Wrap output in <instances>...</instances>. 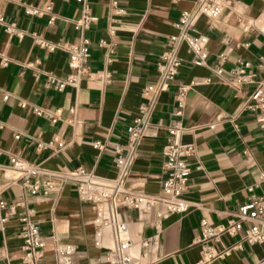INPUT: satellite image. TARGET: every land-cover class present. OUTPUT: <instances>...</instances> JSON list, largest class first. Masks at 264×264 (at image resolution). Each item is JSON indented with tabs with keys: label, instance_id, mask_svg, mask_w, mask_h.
Masks as SVG:
<instances>
[{
	"label": "crops",
	"instance_id": "crops-1",
	"mask_svg": "<svg viewBox=\"0 0 264 264\" xmlns=\"http://www.w3.org/2000/svg\"><path fill=\"white\" fill-rule=\"evenodd\" d=\"M196 1L89 0L95 22L83 35L90 41V78L85 76L77 90L58 92L47 87L46 81L48 76L64 79L69 73L64 48L80 37L73 25L79 16L77 5L73 0H0L5 18V24H0V90L9 95L3 101L0 94V200L6 202L9 214L0 230V264L6 260L21 264L19 218L25 215L48 239L39 264H57L51 238L71 244L79 264H108L105 256L113 241L105 233L102 247L94 246V209L79 201L75 186L55 179L60 188L57 194L31 196L22 188L9 158L22 159L46 173L66 174L82 168L113 180L117 173L114 150L125 144L128 128L141 115L146 87L157 81L168 37L176 33L173 24ZM225 2L218 19L201 16L196 22V34L207 37L206 64L192 65L182 48L183 63L176 80L160 95L137 148L127 188L157 195L166 177L162 150L167 128L175 120L174 93L179 84L196 81L185 98L181 136L183 144L195 148L188 159L191 174L183 196L189 209L184 214L164 213L158 230L153 226L157 209L148 213L119 209L128 224L130 255L139 264H196L201 257L196 244L201 220L213 226L226 224L251 195L264 197V132L257 113L247 108L254 86L238 89L228 81L239 60L249 62L255 71L264 56V0ZM48 4L52 23L49 14H25L27 8L43 10ZM8 25L14 26L13 35L6 32ZM221 55L224 75L214 77L212 70ZM209 77L211 83L200 82ZM261 77L256 74L257 79ZM35 108L60 110L59 120L36 117ZM58 143L63 147L54 151L37 147ZM248 226L243 224L244 229ZM221 241L232 250L209 264H263L264 243H243L242 234L223 236Z\"/></svg>",
	"mask_w": 264,
	"mask_h": 264
},
{
	"label": "built area",
	"instance_id": "built-area-1",
	"mask_svg": "<svg viewBox=\"0 0 264 264\" xmlns=\"http://www.w3.org/2000/svg\"><path fill=\"white\" fill-rule=\"evenodd\" d=\"M19 1V0H5ZM68 2L69 0H62ZM79 10V16L74 20V29L80 37L76 42L67 44L64 48L68 57L69 73L64 79L48 76L46 86L58 92L66 88L78 89L83 78L89 74L90 41L83 35L95 22L91 14L89 0H73ZM176 2L178 0H172ZM226 6L225 0H197L188 11L180 14L173 24L176 31L174 35L168 37L167 49L162 56L158 66L157 81L146 87L143 97L144 103L141 107L140 117L133 120L132 125L127 130V140L124 145L115 148L116 177L113 180H105L87 172L82 168H77L66 174H56L42 172L36 166L15 157L9 158V164L13 170L18 172L22 188L31 196L49 197L60 191L55 179L63 183H70L75 186L76 195L79 201L90 204L94 209L92 221L94 227V246L102 247V239L108 233L113 241V246L107 250L105 260L108 264H139L130 255L132 242L127 238L128 224L121 218L119 209L125 207L128 210L148 213L157 209L156 219L153 226L159 228V221L164 213L184 214L189 209V204L183 196L188 190V182L191 174V167L188 159L195 154L192 145H185L181 142V136L185 132L182 124L184 116L185 98L188 91L197 83L192 81L187 85L179 84L175 93L174 101L176 109L173 113L175 120L167 128V142L162 150L163 168L165 179L162 182L161 192L157 195L144 194L131 191L127 188V183L131 173V168L136 158L137 148L143 138L146 129L150 125L152 113L157 105L161 94L167 92L171 83L176 80L179 69L183 63L180 55L182 48H185L190 57L192 65L203 66L208 59L206 51L207 37L196 34V22L199 17L205 16L211 20H216L222 14ZM52 5L48 4L43 10L27 8V16L40 17L51 13ZM54 21V16H49V22ZM0 24H5V18L0 13ZM8 34L13 35L15 28L13 25L5 27ZM19 36V35H18ZM105 46V42L100 43ZM219 65L212 70L214 77H222L224 71L221 63L224 57H218ZM7 62H3L6 66ZM29 66V65H28ZM256 74H261L260 79ZM229 83L241 89L243 86L253 85L254 88L248 95L247 108L257 113L258 123L264 132V56L260 58L255 71L249 62L239 60L228 75ZM208 84L212 82V77L200 80ZM3 101L9 99V95L0 90ZM22 107L25 103L20 104ZM36 117L57 122L60 110L45 112L41 109H33ZM18 138V137H16ZM96 147L102 148L98 143ZM41 150H59L63 147L58 144H38ZM246 158L249 154L245 152ZM196 169H201L200 164ZM252 192L253 188H248ZM9 219L7 204L0 200V230ZM19 222L22 226V258L21 264H39L44 258V250L48 239L43 238L39 226L32 222L27 215L21 216ZM248 223V228L244 229L243 224ZM199 236L196 244L201 249L200 260L196 264H209L213 260L227 255L232 249L225 248L222 244L223 236H236L242 234V242L248 245L264 243V197L251 195L248 202L240 206L231 213L226 224L213 226L205 220H201L199 225ZM53 252L57 264H79L76 259L75 248L71 244L58 242L51 238ZM239 247V246H238ZM2 264H10L7 260ZM264 264V262H263Z\"/></svg>",
	"mask_w": 264,
	"mask_h": 264
}]
</instances>
